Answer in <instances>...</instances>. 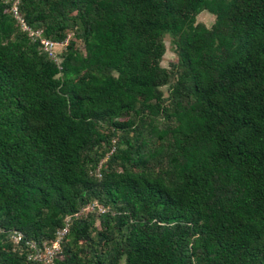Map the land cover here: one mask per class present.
Wrapping results in <instances>:
<instances>
[{
    "label": "trees",
    "instance_id": "obj_1",
    "mask_svg": "<svg viewBox=\"0 0 264 264\" xmlns=\"http://www.w3.org/2000/svg\"><path fill=\"white\" fill-rule=\"evenodd\" d=\"M11 3L0 264H43L25 242L65 217L52 264H264V0H18L26 26L67 39L59 63ZM92 201L105 212L76 215Z\"/></svg>",
    "mask_w": 264,
    "mask_h": 264
},
{
    "label": "built area",
    "instance_id": "obj_2",
    "mask_svg": "<svg viewBox=\"0 0 264 264\" xmlns=\"http://www.w3.org/2000/svg\"><path fill=\"white\" fill-rule=\"evenodd\" d=\"M17 4H18V0H12L11 6H10V11L16 20L18 28L21 31L26 32L31 37V39L33 41L38 40L42 50L44 52H46V54L54 62L59 63L60 57L58 54L60 53L61 50H58L57 48L59 46H64L67 39H65L63 41H55L54 42V41H51V40L44 38L41 35V30H33V29L29 28L28 26H26L24 24V20H23L21 14L18 11ZM111 151H112V149H110V152ZM94 173L97 177H99L98 169H95ZM84 211H87V212L95 211L96 213L101 214V213L105 212V208L103 206L97 204L96 202H89L83 208H81L80 211L76 215H81V213H84ZM63 221H65L64 225L61 226L60 228H58V230L55 233V239L50 244L44 243L42 245V247H38L32 241H26L25 242L26 246H28V249L30 251V253L28 255L29 259L41 262L43 264H52V258L54 257L55 253L59 249L60 240L66 234L67 229H68V225H69L68 218L65 217L63 219ZM8 237L11 240H13V242L15 244L19 243L24 238L23 234L17 230L11 231L9 233ZM47 245H48V248H47Z\"/></svg>",
    "mask_w": 264,
    "mask_h": 264
},
{
    "label": "rangeland",
    "instance_id": "obj_3",
    "mask_svg": "<svg viewBox=\"0 0 264 264\" xmlns=\"http://www.w3.org/2000/svg\"><path fill=\"white\" fill-rule=\"evenodd\" d=\"M196 20L197 21H201L203 22V24L208 27L212 21H213V16L210 15L209 13L207 12H204L203 10L200 11L197 15H196ZM163 44H164V47H165V50H164V53L161 57V60H160V65L163 66V67H166L168 65L169 62L173 61L174 60V53L171 49V45H170V42H169V38L167 36H164L163 38ZM58 50H61L63 49V46H59L57 48ZM162 90L161 91H164L165 88H161ZM103 160L100 161V164ZM93 202V201H92ZM87 211H84V213H81V215L83 214H86ZM96 224V222H95ZM47 248H48V245H47Z\"/></svg>",
    "mask_w": 264,
    "mask_h": 264
}]
</instances>
